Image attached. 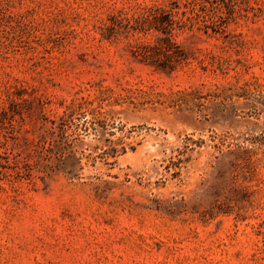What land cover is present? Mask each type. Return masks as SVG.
<instances>
[{
    "label": "rangeland",
    "instance_id": "rangeland-1",
    "mask_svg": "<svg viewBox=\"0 0 264 264\" xmlns=\"http://www.w3.org/2000/svg\"><path fill=\"white\" fill-rule=\"evenodd\" d=\"M186 1L0 0V264H264V0Z\"/></svg>",
    "mask_w": 264,
    "mask_h": 264
},
{
    "label": "trees",
    "instance_id": "trees-1",
    "mask_svg": "<svg viewBox=\"0 0 264 264\" xmlns=\"http://www.w3.org/2000/svg\"><path fill=\"white\" fill-rule=\"evenodd\" d=\"M195 3H197L196 0H187L184 5L187 6V5L195 4ZM67 158L68 157L66 155H62V158H61L62 162L65 163L68 160Z\"/></svg>",
    "mask_w": 264,
    "mask_h": 264
}]
</instances>
